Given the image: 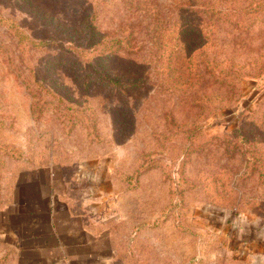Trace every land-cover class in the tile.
<instances>
[{"label":"rangeland","instance_id":"374dc122","mask_svg":"<svg viewBox=\"0 0 264 264\" xmlns=\"http://www.w3.org/2000/svg\"><path fill=\"white\" fill-rule=\"evenodd\" d=\"M93 14L124 89L54 48L37 84L0 24V264L31 255L24 202L83 216L117 264H263L264 0H0L38 38Z\"/></svg>","mask_w":264,"mask_h":264},{"label":"crops","instance_id":"0c3cea01","mask_svg":"<svg viewBox=\"0 0 264 264\" xmlns=\"http://www.w3.org/2000/svg\"><path fill=\"white\" fill-rule=\"evenodd\" d=\"M18 209L19 224L11 236L17 247L31 253L23 264H117L108 253L109 234L87 226L83 216L32 210L25 202Z\"/></svg>","mask_w":264,"mask_h":264},{"label":"trees","instance_id":"16d2710c","mask_svg":"<svg viewBox=\"0 0 264 264\" xmlns=\"http://www.w3.org/2000/svg\"><path fill=\"white\" fill-rule=\"evenodd\" d=\"M94 21L95 15H90L88 23L84 26V29L88 30L85 38L77 41L74 39L64 40L61 38L35 37L15 20L0 15V24L4 25L15 37L21 57L30 69L37 84L41 85L43 81L39 80L36 75V68L34 64L31 63V53L33 50L41 48H54L67 54L69 57L67 58L68 61L66 60V63L68 62L69 66L83 70L90 69L95 74L99 73L100 76L98 82L100 83L108 86L112 85V87L116 85L115 87L122 89H124V86L127 84H134L135 81L133 80L132 83L121 82L119 79L109 76L108 72L104 70L105 67H103V65L105 60L108 59V55L117 53L120 49H124V45L121 44V40L119 39L116 40V44L115 41L109 43L104 39L103 35L95 34L97 27ZM125 49H128V47ZM59 96L63 98V95L60 94Z\"/></svg>","mask_w":264,"mask_h":264}]
</instances>
